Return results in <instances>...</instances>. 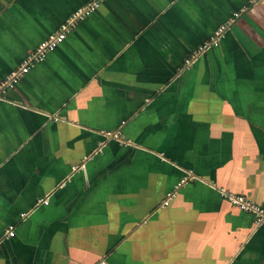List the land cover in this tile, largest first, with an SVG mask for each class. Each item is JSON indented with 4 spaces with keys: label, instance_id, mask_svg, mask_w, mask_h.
I'll return each mask as SVG.
<instances>
[{
    "label": "crops",
    "instance_id": "obj_1",
    "mask_svg": "<svg viewBox=\"0 0 264 264\" xmlns=\"http://www.w3.org/2000/svg\"><path fill=\"white\" fill-rule=\"evenodd\" d=\"M87 1L0 0V84ZM222 189L264 206V0H103L0 97V264H264Z\"/></svg>",
    "mask_w": 264,
    "mask_h": 264
},
{
    "label": "built area",
    "instance_id": "obj_2",
    "mask_svg": "<svg viewBox=\"0 0 264 264\" xmlns=\"http://www.w3.org/2000/svg\"><path fill=\"white\" fill-rule=\"evenodd\" d=\"M103 0H89L83 6L75 10L72 15L60 24L57 31L49 34V36L41 41L34 50L26 56L21 64L12 70L8 76L1 82L0 84V97L3 95L4 90L7 87H12L21 77H23L31 68L33 64L36 62L42 61L46 54L54 49L58 44H60L68 35V33L72 30L75 24L83 19L85 16L89 15L92 11L99 7ZM235 16L238 13L234 14ZM226 24L220 25L209 40L203 42L199 45L197 52L191 54L189 57L185 59L184 66L188 67L192 61L199 55L201 52L206 50L209 47H215L219 44L220 38L223 36L224 31L226 30ZM185 178L181 179L183 182ZM222 196L231 204L237 206L239 209L249 212L253 215L255 225L262 226L264 225V206L253 202L251 199L246 196L238 193H233L227 190H221ZM44 203H47V198L43 199ZM168 198L163 201V203H167ZM15 234L14 226L9 225L5 232V237H10Z\"/></svg>",
    "mask_w": 264,
    "mask_h": 264
}]
</instances>
